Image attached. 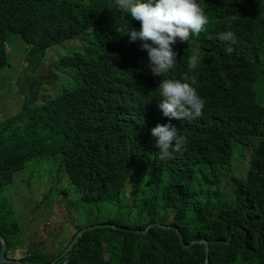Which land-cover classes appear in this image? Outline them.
Listing matches in <instances>:
<instances>
[{
	"label": "trees",
	"instance_id": "trees-1",
	"mask_svg": "<svg viewBox=\"0 0 264 264\" xmlns=\"http://www.w3.org/2000/svg\"><path fill=\"white\" fill-rule=\"evenodd\" d=\"M258 2L264 0H204L209 22L218 11L234 10L240 3L264 21V6ZM113 6L114 0H0V69L8 65L11 34L29 46V58L77 39V51L56 62L57 68L72 72L66 77L69 86L32 113L6 103L14 112L0 118V233L7 242L5 256L18 254L22 264H204V246L183 248L175 231L154 225L144 234L138 232L164 215L168 224L162 225L177 228L185 243L210 240L207 264H264V132L246 133L247 143L256 140L258 153L250 158L245 178L232 177L231 207L215 212L213 206L222 195L217 178L229 167L237 134L264 116L253 89L257 78H264V56L259 71L245 80L239 103L217 97L226 65L218 73L203 66L192 71L205 101L203 115L184 127L185 150L161 160L147 138L155 116L167 118L158 106L159 83L146 67L145 54L126 41L132 18ZM214 25L219 33L230 31L216 21ZM223 43L226 48L233 44ZM204 47L199 42L185 44L165 77L180 79L188 58ZM25 117L34 120L28 136L21 133ZM55 158L64 167L77 203L99 212L105 206L106 213L115 215L107 216L104 224L117 227L84 232L59 260L43 248L27 246L7 196L15 175L28 162ZM139 170L143 180L132 204L145 220L128 225L122 222L128 213L119 217L122 192ZM108 249H114L115 262L108 259Z\"/></svg>",
	"mask_w": 264,
	"mask_h": 264
},
{
	"label": "clouds",
	"instance_id": "clouds-1",
	"mask_svg": "<svg viewBox=\"0 0 264 264\" xmlns=\"http://www.w3.org/2000/svg\"><path fill=\"white\" fill-rule=\"evenodd\" d=\"M114 3L115 6L113 7L117 11L119 10L132 18L126 41L128 44L134 45L140 54H145L149 62L146 67L156 76L159 83L157 91L161 99L158 106L167 118L164 120L162 116H155L148 127L147 138L151 147L158 149L161 160L173 158L174 153H182L185 150L184 127L196 122V118L203 115L205 108V101L200 97L201 95L195 86L197 81L194 76H190L192 71L196 67L203 66L218 73L226 65L228 71L220 80L217 97L232 103L241 102L244 98V82L250 75L259 71V60L264 56V21L257 17L256 10L246 11L240 3L234 10L226 8L223 11H218L214 21L225 25L230 30L219 33L214 21L209 22L205 11L208 5L204 3V0H114ZM259 3L264 6V2ZM223 41H231L233 44L226 48ZM189 42L203 43L206 47L201 48L188 58L187 63L182 68L180 79L165 77V74L175 67L177 55L181 52L182 47ZM25 46L29 49L28 45L25 44ZM26 58L27 63L22 65L23 68H33L38 79L35 78L33 83L12 79L11 83H13L14 90L20 93L21 101L9 100L7 97L6 99L7 103H11L20 110L23 109L24 113H32L55 97L51 98L44 94L45 90L47 92L50 90V86L45 87L39 81V75L36 71L42 70V68L36 63H29L36 61V56L29 58L27 55ZM54 68L58 73H66L65 69L57 68L56 64ZM259 78L262 77H258L257 81ZM4 107L6 108L5 104ZM23 121L25 128L21 133L24 132L26 136L31 135L28 130L34 126V120L31 121L29 117H25ZM248 131H252L253 134L263 133L264 116L251 121L246 130L237 134L229 167L219 173V175H231L228 181L231 190L223 187L221 180L217 178L221 183L222 195L213 201L215 212L223 209H217L215 204L220 202L224 195L230 197L231 203L233 193L231 179L236 177L233 174H240L241 177L236 178H245L250 158L258 153L257 142L254 138L250 142H246ZM235 147H243V152L235 154ZM154 225L165 230L175 231L183 248L203 245L205 249L204 264L205 262L208 263L210 240L194 239L185 243L177 228L157 223L149 224L145 230L138 232L144 234L149 227ZM100 227L117 228L112 224H104L81 228L79 231L85 229L88 231ZM78 232L77 230L74 231L64 251ZM82 234L66 254L76 245ZM55 260L59 259L55 258ZM15 261L19 260L16 259Z\"/></svg>",
	"mask_w": 264,
	"mask_h": 264
},
{
	"label": "rangeland",
	"instance_id": "rangeland-1",
	"mask_svg": "<svg viewBox=\"0 0 264 264\" xmlns=\"http://www.w3.org/2000/svg\"><path fill=\"white\" fill-rule=\"evenodd\" d=\"M8 49V67L0 71V118L5 114L11 116L14 112L13 106L4 107V104L8 102L7 99L21 101L20 93L14 90L13 83H11L12 79L25 83H33L35 78L38 79L33 68L26 69L22 66L27 63V47L18 36L10 35ZM75 51H77V39L65 41L46 49L43 54L35 55L36 65L42 68L36 71L39 81L45 87L50 86V90L48 92L45 90L44 94L54 98L64 87L69 86L66 77H69L68 74L71 72L66 70V73H58L54 67L60 57ZM23 59L25 60L22 62ZM70 81L72 86V80ZM254 91L257 103L264 107L263 78L258 79ZM243 149V147H235L234 153L241 154ZM233 175L241 177L240 174L234 173ZM230 176L218 175L223 187L227 190H231L228 183ZM67 179V174L58 158L52 161L46 159L37 164L30 161L25 165L23 172L15 175V186H12L7 193L22 229L25 243L29 248H43L50 258L57 256L56 259H60L65 246L77 229L104 225L107 216L110 218L115 215L114 212L106 213L105 206H100V212L80 206L77 203V195L69 186ZM26 180H31L28 185L23 182ZM142 180L143 172L139 170L133 177L127 179L123 187L119 217L123 218V215L128 213L122 220L125 224L133 225L145 220L143 215H139L138 207L135 208L132 204L133 199L139 196L138 189ZM230 205L228 195H224L220 202L215 204L217 209H228ZM126 207L131 210H125ZM156 221L155 223L161 225L168 224L164 215L157 216ZM112 252L114 249H108L107 257L115 262ZM19 257L18 254L12 253L6 255V258L10 260H16Z\"/></svg>",
	"mask_w": 264,
	"mask_h": 264
},
{
	"label": "water",
	"instance_id": "water-1",
	"mask_svg": "<svg viewBox=\"0 0 264 264\" xmlns=\"http://www.w3.org/2000/svg\"><path fill=\"white\" fill-rule=\"evenodd\" d=\"M87 229L85 230H81L79 231L75 237L72 239L69 247L62 253L61 256H63L64 254H66V252L71 248V246L76 242V240L78 239V237L84 233ZM145 232V231H144ZM0 245H1V249H0V262L1 263H5V264H22L21 262L19 261H15V260H9L5 257V252H6V249H7V242L5 240V238L3 237V235L0 233ZM205 264H207V262H205Z\"/></svg>",
	"mask_w": 264,
	"mask_h": 264
}]
</instances>
